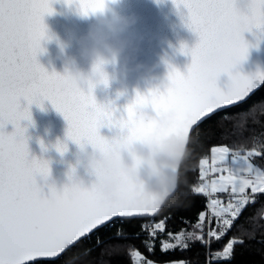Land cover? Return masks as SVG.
I'll list each match as a JSON object with an SVG mask.
<instances>
[{
    "label": "snow or ice",
    "instance_id": "obj_1",
    "mask_svg": "<svg viewBox=\"0 0 264 264\" xmlns=\"http://www.w3.org/2000/svg\"><path fill=\"white\" fill-rule=\"evenodd\" d=\"M57 0H0V264H37L41 258H56L82 237L99 230L101 226L126 223L132 218L154 216L165 198L159 194H146L138 182L125 177L110 194H102L95 185L82 188L74 181V169L68 173L69 183L61 190L54 185L37 183L50 176V161L30 156L27 128L33 123L31 105L43 108L51 103L67 122L66 139L77 145L91 143L101 153L113 150L116 144L132 142L150 135L155 127L153 117L144 109L151 106L156 115L173 110L174 122L161 130V135H176L188 141L194 125L209 117L217 109L236 105L259 85L264 84V72L242 74L236 70L248 56L250 46L243 40L225 45L220 63L206 67L201 58L211 44V36L224 0H172L180 18L197 37L191 47L181 51L191 57L186 72L168 65L165 90L150 89L147 94L137 92L123 109L114 101L98 103L91 89L87 92L58 87L60 76L48 71L38 60L42 41L48 39L44 17L55 11ZM108 0H75L82 15L103 11ZM73 5L72 0H68ZM264 30V22L257 25ZM212 77H208V73ZM221 74H227L230 85L226 90L217 86ZM22 101L24 102L22 104ZM22 121L28 123L22 125ZM12 131H7V125ZM118 128L121 134L111 140L101 135V128ZM126 130V133H125ZM41 148L47 151L41 141ZM56 151L68 150L66 142L58 141ZM211 160H200L199 179L202 183L192 187L194 195L208 198L206 208L210 215L205 242L206 212H201L195 237L209 249L207 264L230 261L240 238L231 239L222 251L211 253V242L219 240L232 229L243 210L258 197H264V167L255 163L264 160V142L253 138L250 148L212 146ZM212 178L207 179L209 176ZM225 194L227 202H225ZM214 218V219H213ZM168 217L148 231L145 246L154 251L158 233H163ZM215 223L216 228L212 225ZM148 229L142 225V231ZM121 233H117L120 236ZM175 243L161 241V252L181 251L189 245L183 243L184 230L167 233ZM193 233H187L192 239ZM99 243V238L97 240ZM195 242V241H194ZM137 264L143 259L134 252ZM147 264H154L148 260ZM184 264V262H178Z\"/></svg>",
    "mask_w": 264,
    "mask_h": 264
},
{
    "label": "clouds",
    "instance_id": "obj_2",
    "mask_svg": "<svg viewBox=\"0 0 264 264\" xmlns=\"http://www.w3.org/2000/svg\"><path fill=\"white\" fill-rule=\"evenodd\" d=\"M112 2L115 4L118 0ZM154 2L160 4L162 0ZM82 17H91L92 22L87 31L76 39L77 50L74 54L68 53L69 46L59 37L47 32L48 39L45 41H56L59 48L56 59L63 64L62 72L53 69L60 76L58 87L84 92L91 89L94 93L100 85L105 88L112 85L124 87L131 73L151 70L138 59L144 37L132 31L139 19L134 13L123 12L107 3L103 11ZM261 22H264V0H224L211 44L201 63L208 68L220 63L225 45L238 39L250 47H256L260 38L264 37V30L257 26ZM254 29L257 31L254 32ZM246 33L257 36L256 44L245 38ZM181 46L190 47L187 42L181 41L178 48H173L171 55L166 53L162 60L167 66L172 65L170 61L175 54H184ZM46 51L43 48L42 53ZM208 77H212L211 72ZM174 120L173 110L155 115V127L150 135L132 142L118 143L107 153H101L91 143L76 144V163L70 166L75 170V183L88 188L85 176L89 179L94 176L95 181L91 186L95 185L102 194H110L127 177L138 182L144 193L159 194L162 199L165 198L177 184L178 168L186 155V140L176 135H161V130ZM78 169H82L85 176H81Z\"/></svg>",
    "mask_w": 264,
    "mask_h": 264
},
{
    "label": "water",
    "instance_id": "obj_3",
    "mask_svg": "<svg viewBox=\"0 0 264 264\" xmlns=\"http://www.w3.org/2000/svg\"><path fill=\"white\" fill-rule=\"evenodd\" d=\"M73 5L69 6L68 0H57L53 3L52 7L54 12L51 15L44 17V23L50 34H55L59 39L67 44L69 47L67 51L69 54L76 52V39L84 34L91 21V17L84 18L74 5L75 0H72ZM110 6L118 7L119 10L126 13H134L139 19L138 23L134 26L132 31L142 35L144 41L142 44L141 52L138 59L143 62L149 69L142 72H133L129 75L125 86L112 85L105 88L103 85L98 86L94 90V95L98 103H108L114 101L119 109H123L129 102H131L137 92L147 94L150 89H159L161 92L165 90L168 81V66L163 62L162 58L165 54H172L173 48H178L181 41L187 42L191 47L197 40V37L187 27L184 26L181 18L180 11L185 14L186 9L177 10L172 0H162L160 4L154 0H118L113 4L112 0L107 2ZM256 32L257 30H253ZM259 35V33H257ZM245 38L256 44L257 36L252 33H246ZM42 48L46 52L38 55L39 62L48 70L55 69L58 72L63 71V64L60 60L56 59L59 48L55 40L52 42L42 41ZM49 61H52L50 64ZM170 63L181 72H186L187 66L191 63V57L184 54H175ZM238 71L242 74L248 75L257 72L258 70L264 72V37L260 38L256 47H250L247 58L237 66ZM231 81L227 74H221L218 78L217 86L221 90H226ZM264 84L259 85L253 89L243 101L238 102L236 105L227 106L223 109H217L209 117L204 118L197 125H194L189 132V138L186 144V152L190 143V139L194 131L206 120L215 114L224 110L239 106L247 102L257 91H259ZM24 102L22 101V104ZM32 121L33 123L28 126L26 135L29 137L28 146L30 156L43 158L50 161L51 174L47 181L37 177V183L45 184V193L48 192L47 185H54L57 190H61L66 184L69 183L68 173L71 170L70 166L75 165L77 159L78 146L71 140L66 139L67 122L63 115L57 112L50 102L44 101L43 108L37 105H31ZM147 117H155L156 113L151 106L144 109ZM22 125L27 124V121H22ZM7 131H12V125H7ZM101 135L112 139L121 134L118 128L104 127L100 130ZM126 133V130H125ZM47 147V151H43L41 143ZM60 142H66L68 150L61 155L56 151L54 145ZM185 158V157H184ZM183 158V160H184ZM183 160L178 168V179L180 168ZM81 176H85L82 169H78ZM86 183L91 187V183L95 181V177L89 179L85 176ZM178 188V180L175 188L165 197L160 210L154 216L136 217L132 219H147L159 215L165 204L176 194ZM118 221V220H117ZM111 222H109V225ZM105 226L99 228L102 229ZM82 237L79 241L69 246L63 253L59 254L56 258H41L38 262H50L59 260L67 251L76 246L81 241L89 238L92 234Z\"/></svg>",
    "mask_w": 264,
    "mask_h": 264
},
{
    "label": "trees",
    "instance_id": "obj_4",
    "mask_svg": "<svg viewBox=\"0 0 264 264\" xmlns=\"http://www.w3.org/2000/svg\"><path fill=\"white\" fill-rule=\"evenodd\" d=\"M253 138L264 142V85L247 102L215 114L194 131L180 168L176 194L165 204L159 215L147 219H131L123 224L118 220L114 225L102 228L78 243L59 260L37 264H136L133 254L137 250L146 261L151 260L156 264H207L209 249L195 240L201 234L200 229L196 228L201 212L207 213L205 242L208 241L209 228L206 208L208 198L192 193V187L202 183L199 179V162L203 158H211L210 149L214 145L250 148ZM255 163L264 167V160L260 158H256ZM165 217H168L165 231L157 234L154 251L149 252L145 246V241L149 239L148 231L154 227L153 221L159 222ZM142 225L148 230L142 231ZM212 227L216 228L215 223ZM181 230L186 234L183 243L189 247L183 251L178 247L174 251L161 252L162 240L175 243L167 233L175 234ZM216 231L219 232V228ZM118 232L120 236H117ZM189 232L194 234L192 239L187 238ZM234 237L243 239L244 244L235 247L230 261L222 260L219 264H264V197H258L254 203L246 206L232 229L221 239L212 240L211 253L222 251ZM213 264L216 262L213 261Z\"/></svg>",
    "mask_w": 264,
    "mask_h": 264
},
{
    "label": "rangeland",
    "instance_id": "obj_5",
    "mask_svg": "<svg viewBox=\"0 0 264 264\" xmlns=\"http://www.w3.org/2000/svg\"><path fill=\"white\" fill-rule=\"evenodd\" d=\"M211 160V158L209 159V161ZM212 176L210 175L207 179H211ZM225 195V194H223ZM227 202V201H226ZM208 215H210V213L208 212ZM136 264H137V261H136ZM139 264H147V261L143 258L142 260H140ZM156 264V263H154ZM162 264H178V262H169V263H162Z\"/></svg>",
    "mask_w": 264,
    "mask_h": 264
},
{
    "label": "built area",
    "instance_id": "obj_6",
    "mask_svg": "<svg viewBox=\"0 0 264 264\" xmlns=\"http://www.w3.org/2000/svg\"><path fill=\"white\" fill-rule=\"evenodd\" d=\"M218 195H223V194H218ZM110 226H111V224H110Z\"/></svg>",
    "mask_w": 264,
    "mask_h": 264
}]
</instances>
